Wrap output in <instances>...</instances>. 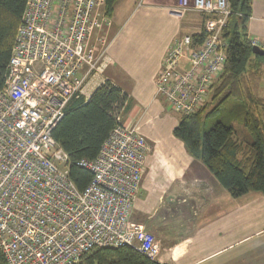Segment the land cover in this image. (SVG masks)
<instances>
[{
	"label": "built area",
	"instance_id": "1",
	"mask_svg": "<svg viewBox=\"0 0 264 264\" xmlns=\"http://www.w3.org/2000/svg\"><path fill=\"white\" fill-rule=\"evenodd\" d=\"M204 15L202 42L179 36L155 78L158 96L190 113L223 68L221 33L228 0H178ZM104 0H26L0 89V264H74L97 246L130 245L157 259L159 245L130 224L149 146L136 127L117 123L92 159L83 189L68 174V153L52 136L72 99L87 101L105 84L111 62ZM252 45L264 48L255 39Z\"/></svg>",
	"mask_w": 264,
	"mask_h": 264
},
{
	"label": "crops",
	"instance_id": "2",
	"mask_svg": "<svg viewBox=\"0 0 264 264\" xmlns=\"http://www.w3.org/2000/svg\"><path fill=\"white\" fill-rule=\"evenodd\" d=\"M177 7L178 0H117L103 30L111 59L104 75L128 104L121 121L136 127L149 146L128 221L153 234L156 260L164 264H264V196L230 195L173 135L178 116L156 93L167 48L199 31L204 20ZM247 29L250 39L264 45V0H252Z\"/></svg>",
	"mask_w": 264,
	"mask_h": 264
},
{
	"label": "trees",
	"instance_id": "3",
	"mask_svg": "<svg viewBox=\"0 0 264 264\" xmlns=\"http://www.w3.org/2000/svg\"><path fill=\"white\" fill-rule=\"evenodd\" d=\"M117 0H104L110 16ZM230 14L221 36L226 41L223 68L208 90L207 99L190 113L179 112L173 135L186 152L201 161L232 196L258 191L264 196V99L256 94L264 72V56L252 52L248 20L252 0H228ZM26 0H0V89ZM203 24V23H202ZM199 45L204 31L191 34ZM126 94L107 81L94 89L87 101L72 99L52 136L68 153V174L83 189L92 173L77 164L96 156L121 111L128 107ZM122 122V121H121ZM242 124L251 141L236 137ZM74 264H164L130 245L97 246Z\"/></svg>",
	"mask_w": 264,
	"mask_h": 264
},
{
	"label": "rangeland",
	"instance_id": "4",
	"mask_svg": "<svg viewBox=\"0 0 264 264\" xmlns=\"http://www.w3.org/2000/svg\"><path fill=\"white\" fill-rule=\"evenodd\" d=\"M180 14H185L186 12H189L188 10L187 11H180V10H177ZM191 11H193V10H191ZM194 12V11H193ZM194 13H197L198 15H199V12H197V11H195ZM204 17V16H203ZM111 18V17H110ZM205 18V17H204ZM203 18V19H204ZM200 27V25L198 24V25H196V26H194L193 28H191V29H193V30H196V29H198ZM199 30H200V28H199ZM261 79H260V83H262V87H260V84H259V86H258V89L256 90V94L258 95V96H260L262 99H264V72L262 73V76L260 77ZM208 98H209V96H208ZM206 99H207V97H206ZM167 110L168 111H170V112H172V114H175L174 113V111L173 110H171L170 109V107H169V105H167ZM176 114H177V116L179 117V112H176ZM236 137L237 138H239V139H243V140H245V141H251V136H250V134L248 133V131L246 130V128L242 125V124H236ZM256 192H258V191H256ZM259 194H261L260 192H258ZM249 246L250 245H248L247 247H245V249L246 248H249Z\"/></svg>",
	"mask_w": 264,
	"mask_h": 264
},
{
	"label": "water",
	"instance_id": "5",
	"mask_svg": "<svg viewBox=\"0 0 264 264\" xmlns=\"http://www.w3.org/2000/svg\"><path fill=\"white\" fill-rule=\"evenodd\" d=\"M252 52L255 54L263 55L264 56V48H261L257 45L252 46Z\"/></svg>",
	"mask_w": 264,
	"mask_h": 264
}]
</instances>
